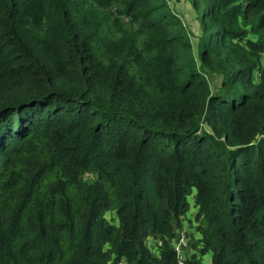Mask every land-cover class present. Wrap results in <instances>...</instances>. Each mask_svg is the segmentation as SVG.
Here are the masks:
<instances>
[{
    "label": "trees",
    "instance_id": "obj_1",
    "mask_svg": "<svg viewBox=\"0 0 264 264\" xmlns=\"http://www.w3.org/2000/svg\"><path fill=\"white\" fill-rule=\"evenodd\" d=\"M189 1L0 0V264H264V0Z\"/></svg>",
    "mask_w": 264,
    "mask_h": 264
},
{
    "label": "rangeland",
    "instance_id": "obj_2",
    "mask_svg": "<svg viewBox=\"0 0 264 264\" xmlns=\"http://www.w3.org/2000/svg\"><path fill=\"white\" fill-rule=\"evenodd\" d=\"M168 1L170 7L181 17L183 23L185 24L186 30L190 36L192 45H193V51L195 56L197 57L198 54V37L200 36V26H199V20L197 16L196 10L193 8L189 0H166ZM218 78L216 76L208 77V81L210 82L211 86L214 88L218 84ZM187 200L190 203V210L187 214L188 217L193 215L195 213V207L193 205L192 195H189L187 197ZM109 218V217H108ZM192 218V216H191ZM113 222H117V220H114ZM203 221L200 220L196 222L194 219H192V222H186L184 226L181 229L185 230V233L187 235L188 244L185 247V255L198 251L197 245V239L199 238L198 231L196 229L197 224H202ZM151 241H149V246L151 249L154 247L152 246ZM201 264H210L211 261V252H205L204 254L200 255Z\"/></svg>",
    "mask_w": 264,
    "mask_h": 264
},
{
    "label": "built area",
    "instance_id": "obj_3",
    "mask_svg": "<svg viewBox=\"0 0 264 264\" xmlns=\"http://www.w3.org/2000/svg\"><path fill=\"white\" fill-rule=\"evenodd\" d=\"M188 244L187 235L184 229L178 231L177 236L171 241L172 249L175 253L177 264H186L187 254L185 255V247ZM118 264H127L121 261Z\"/></svg>",
    "mask_w": 264,
    "mask_h": 264
}]
</instances>
